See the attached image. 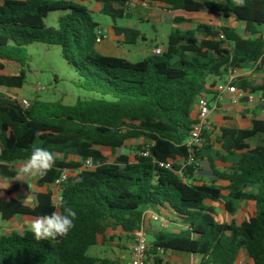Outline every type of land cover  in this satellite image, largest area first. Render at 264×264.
<instances>
[{
    "label": "trees",
    "instance_id": "16d2710c",
    "mask_svg": "<svg viewBox=\"0 0 264 264\" xmlns=\"http://www.w3.org/2000/svg\"><path fill=\"white\" fill-rule=\"evenodd\" d=\"M97 1L123 42L136 43L138 29L116 24L131 1ZM134 1L232 19L244 23L248 35L230 26L215 33L202 23L196 27L199 36L176 28L161 54L131 62L97 51L99 24L84 5L71 0H0V88L24 85L30 60L27 46L40 42L60 46L61 56L75 69V84L100 95L73 104L34 99L23 107L0 91V176L23 178L12 164L25 161L37 147L64 155L46 175L38 174L40 185L52 184L62 169L77 170L85 159L95 160L64 183L59 213L65 208L76 212L73 229L49 240H37L28 230L1 235L0 264H111L88 254L89 248L99 238L132 239L145 210L160 214L168 227L179 224L178 230L147 228V260L152 264H168L162 257L167 251L197 255L198 264H236L244 252L247 264H264V144L251 146L246 141L264 136V118L253 119L249 129L223 127L215 139L204 129L192 151L185 143L199 95L215 90L236 70L254 66L264 72V0H243L242 5L236 0ZM56 11L62 14L50 26L46 20ZM183 20L174 17L175 22ZM6 62L17 63L19 71L3 74ZM232 83L264 93V77L251 84L237 76ZM137 138L146 139L154 155L143 156L140 146L133 162L125 154L109 162L102 154L103 148L116 150ZM192 153L195 162L182 167L181 174L176 162L173 169L157 163L174 161L177 155L186 160ZM67 155L81 162L66 161ZM205 158L215 179L201 182L194 177ZM215 161L223 166L216 167ZM16 192V187H0L2 219L55 212L51 190L38 193L33 208L22 205ZM242 201H251L254 212L239 220L234 215ZM215 203L223 204L229 222L218 219Z\"/></svg>",
    "mask_w": 264,
    "mask_h": 264
},
{
    "label": "rangeland",
    "instance_id": "374dc122",
    "mask_svg": "<svg viewBox=\"0 0 264 264\" xmlns=\"http://www.w3.org/2000/svg\"><path fill=\"white\" fill-rule=\"evenodd\" d=\"M130 1L137 3L134 0ZM133 9L135 14L132 15V13L129 12L128 15L117 18L116 23L125 26L132 23L133 27L137 25V28L142 32V36L138 38L136 43H120L126 53H128V51L131 52L128 60L131 62H137L149 54L151 49L155 46H161L163 49H166L167 37L174 28L172 27L173 24L171 21L168 20L165 15H156L151 10V13L149 14L148 8L141 4L133 7ZM138 10L141 12L143 18L139 19L136 16ZM58 14H62V12H50L46 20L47 24L55 26V19ZM92 16L99 24L98 29L102 34H108L109 29L114 24L112 18L101 11L92 12ZM199 17L203 19L202 21H208V23L203 22L202 24L208 25L209 30H212V32L218 33L222 26H230L235 28L236 32L242 36L248 35L245 31V25L242 22H236L232 19L217 18L207 14H200ZM195 20L198 21L197 19ZM199 22L200 21H198V23ZM27 52L30 60L26 67V81L21 88H0V91L5 96L17 100L27 99L28 101L34 99L61 101L65 104H73L78 99L87 100L100 97L98 93L85 90L75 84V80L77 79L75 69L61 56L60 46L34 42L27 46ZM18 71L19 65L17 63L6 62L5 68L1 72L5 75H11L16 74ZM142 139L143 138H137L127 142L131 143V141H135L130 145L133 152L138 153L139 146L142 149L147 146L145 142H142ZM249 144L251 146L264 144V136L258 135L257 137L250 139ZM215 148L219 149L218 146ZM199 177L210 181L206 176L199 175ZM253 211L254 206L251 201H242L236 211L235 218L239 220L246 219ZM218 219L220 221L224 220L222 216H218ZM131 240L132 239L129 237H124L121 241L116 237L113 239H107L104 242L102 241L99 242V244L91 246L88 250V254H94L95 257L99 259L109 260L111 264H125V257L122 256V250H128V244H131ZM150 240L151 234L150 232H147V241L149 242ZM127 256H129V254L126 255V257ZM241 258L242 262L239 258L236 261V264H247L246 253L242 252ZM194 259L196 260V258Z\"/></svg>",
    "mask_w": 264,
    "mask_h": 264
},
{
    "label": "crops",
    "instance_id": "0c3cea01",
    "mask_svg": "<svg viewBox=\"0 0 264 264\" xmlns=\"http://www.w3.org/2000/svg\"><path fill=\"white\" fill-rule=\"evenodd\" d=\"M71 1L86 6L92 12L101 11L100 3L97 0H71ZM138 4H141V3L130 2L128 7L125 10V15H128L129 12H131L132 15L135 14L133 7L137 6ZM144 7L148 8L149 14L151 13L150 12L151 10L156 15H165L166 18L170 20L171 23L173 24L172 27L174 29L178 28L184 32L185 31H195L197 36H199L198 33L196 32L197 25L203 22L208 23V21H202L203 19L199 17V15L207 14L210 16H214L212 14L203 13V12L191 13V12H186L183 10H173V11L166 10L164 6L159 2H152V3H149L148 6H144ZM137 13L138 14L136 16L139 19L143 18L139 10L137 11ZM174 17H183L184 20L181 22H175ZM217 18H221V17H217ZM195 19H197L200 22L198 23V21H196ZM117 25L125 26L123 24H117ZM126 27L135 28L132 26V23L127 24ZM136 29H138L137 25H136ZM260 30L264 33V27L260 28ZM139 32H140V35L142 36V32L140 30ZM187 35H190V34H187ZM123 40H124V37L121 35H117L115 31L113 30V28L111 27L108 31V34L103 35L102 42L96 44V49L99 53L103 55L121 56V57H125L129 59V55L131 54V52L128 51V53H126V51L120 45V43H124ZM150 54L151 52H149V54H147L146 56ZM146 56H144L143 58H145ZM237 76L246 78V80L249 83L253 84L255 81H258L264 77V72L257 71L254 69V66H250L248 68L239 70V73L236 74V77ZM217 84H219V82ZM244 89L250 90V92L254 93V99L252 101H249L246 97H241L239 101L234 104L231 102L232 94L226 92L222 94L221 97H217L216 90L214 89L213 91L207 94V97L210 99V103H211V111L207 117V124L209 125V129L212 131L213 139L219 137L220 129L223 127L237 128V129H249L251 127V121L253 119L264 118V102H261L260 100L261 97L264 98V93L262 94V92L251 89V88H244ZM192 117L193 118L196 117L195 109L192 113ZM258 135H261V134H257L247 139L246 140L247 143H249L250 139L257 137ZM134 142L135 141H131V143L130 142L126 143L124 147L117 148L116 150H111L109 148H103L102 154L106 157L107 161L109 162L113 161L116 157L122 154L127 155L129 157V161L133 162L135 152H133L132 148H130V145L133 144ZM142 142L149 144L146 139H142ZM216 146L219 147V144H215V147ZM54 155L56 158H64V155L61 153H56ZM176 157L177 159L181 160V157L179 155H177ZM65 159L66 161L81 162V160L76 155H67L65 156ZM24 162L25 161L13 163L12 164L13 168L18 173H21L20 168L22 167ZM214 163H215V166L217 165L216 167L223 166L218 161H215ZM38 177H39L38 174L34 176L24 175L23 178L19 176L3 178L2 176H0V187L7 188V189L16 187L17 192L15 194V197L18 198V200L20 201L22 205L28 208H33L34 205H36L35 200H37L38 193H44L47 190H51V191L54 190V187L52 184L40 185L38 183ZM194 179L201 181V182H208V180L201 179L198 174L194 177ZM217 183L225 184L222 181H218ZM214 206L217 212V217L222 216V218L224 219L223 221L229 222L231 219V216L226 213V211L224 210L223 204L215 203ZM162 212L165 214L166 210L165 211L163 210ZM36 218L37 217L26 215V214H15L11 216L10 218H8L7 220H4L2 219L1 214H0V236L10 235L12 233L24 234L25 231L27 230L31 231V222L35 220ZM149 227L151 228V230L156 229L158 228V224L151 221ZM178 228H179L178 223H174V224L171 223L168 227V229H173V230H178ZM115 234L118 236L121 234V232L116 231ZM102 241L104 242L106 240L99 238L97 244H99V242H102ZM128 254L130 255V243L128 244V250H125V251L122 250V256L125 257V262H126L125 264H127V261L129 259V256L126 257V255ZM90 255L95 256L94 254H90ZM162 257L164 258L166 262H168V264H198V261H199V257L197 255H184V254L175 253L172 251H167L165 254H163ZM194 258H196V260ZM239 258L241 261L242 259L241 255ZM247 259L248 257L246 255V261Z\"/></svg>",
    "mask_w": 264,
    "mask_h": 264
},
{
    "label": "built area",
    "instance_id": "2783aa9c",
    "mask_svg": "<svg viewBox=\"0 0 264 264\" xmlns=\"http://www.w3.org/2000/svg\"><path fill=\"white\" fill-rule=\"evenodd\" d=\"M143 6H148V2H139ZM103 40V34L98 29L96 42L101 43ZM164 51L163 47L155 46L151 49V54L159 55ZM237 72L239 70L231 73L226 81L220 82L216 85V96L221 97L224 93H230L231 102L237 103L241 97H246L249 101L254 99V93L250 92V90L243 89L237 87L232 83V80L236 77ZM261 102H264V98H260ZM20 104L23 107H27L29 105V101L27 99H20ZM196 111V117L194 118L195 123L192 126L189 136L187 137L185 143L190 148V151L193 150L195 145L200 144L201 141V133L204 129H209V125L207 124V117L211 111V103L210 99L207 97V94H201L197 97L194 105ZM143 156L151 155V146L147 145L144 147L141 152ZM178 163L181 165V168L178 170V173L181 174L182 167L185 165H190L195 162L193 153L189 155V157L185 160L181 158V160L176 159L173 161L171 159L165 162H157L159 166L164 167L166 169H173L174 163ZM93 160L91 158L85 159L82 161V165L77 170L71 169H62L58 177L55 178L52 185L54 190L52 191V200L55 206V212H59V208L61 205V195L64 189V183L74 172L81 170L86 167H91L93 165ZM151 221L158 224L159 228H168V223L164 217L160 214L145 210L142 215V220L140 225L132 232V240L130 244V255L127 261V264H152V262L147 260V249H148V241H147V228L149 227Z\"/></svg>",
    "mask_w": 264,
    "mask_h": 264
},
{
    "label": "clouds",
    "instance_id": "9594fccd",
    "mask_svg": "<svg viewBox=\"0 0 264 264\" xmlns=\"http://www.w3.org/2000/svg\"><path fill=\"white\" fill-rule=\"evenodd\" d=\"M238 5L243 4V0H236ZM56 161L55 155L46 148L37 147L25 160L20 168L21 174L34 176L39 174L44 176L53 168ZM76 212L71 208H65L64 214L52 212L36 218L31 222V231L37 240L55 239L58 236H66L74 227Z\"/></svg>",
    "mask_w": 264,
    "mask_h": 264
},
{
    "label": "water",
    "instance_id": "95a60500",
    "mask_svg": "<svg viewBox=\"0 0 264 264\" xmlns=\"http://www.w3.org/2000/svg\"><path fill=\"white\" fill-rule=\"evenodd\" d=\"M136 28V25L134 26ZM151 153L152 155H154V147L152 146L151 147ZM93 163H95V160H93ZM200 169L197 171V174L198 175H201V176H206L210 181L215 179V174H214V171H213V168L209 162L208 159H202L200 161ZM36 204H37V200H35Z\"/></svg>",
    "mask_w": 264,
    "mask_h": 264
}]
</instances>
